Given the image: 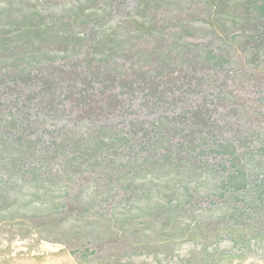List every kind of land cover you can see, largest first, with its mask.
<instances>
[{
	"label": "trees",
	"instance_id": "16d2710c",
	"mask_svg": "<svg viewBox=\"0 0 264 264\" xmlns=\"http://www.w3.org/2000/svg\"><path fill=\"white\" fill-rule=\"evenodd\" d=\"M237 82L264 101V0H0V223L83 264H244L264 124Z\"/></svg>",
	"mask_w": 264,
	"mask_h": 264
},
{
	"label": "rangeland",
	"instance_id": "374dc122",
	"mask_svg": "<svg viewBox=\"0 0 264 264\" xmlns=\"http://www.w3.org/2000/svg\"><path fill=\"white\" fill-rule=\"evenodd\" d=\"M231 89L239 94L235 101L254 117L255 124H264V113L260 109V103L264 105V101L259 100L258 90L250 82H237ZM228 128L232 129L230 126ZM32 232L24 231L16 221L0 223V264H83L77 258V250L57 243L53 240V235ZM43 236H50L52 240L44 241ZM257 242L252 239L248 247L241 252H235L240 254L244 264H264V241L261 244ZM230 245L234 244L229 241L222 242V246ZM181 246L185 251L191 249L190 243H182Z\"/></svg>",
	"mask_w": 264,
	"mask_h": 264
}]
</instances>
